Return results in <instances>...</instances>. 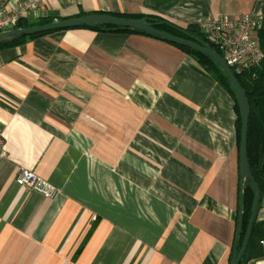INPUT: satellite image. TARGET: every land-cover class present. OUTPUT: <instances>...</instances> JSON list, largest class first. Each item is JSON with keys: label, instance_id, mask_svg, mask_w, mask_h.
I'll return each instance as SVG.
<instances>
[{"label": "crops", "instance_id": "crops-1", "mask_svg": "<svg viewBox=\"0 0 264 264\" xmlns=\"http://www.w3.org/2000/svg\"><path fill=\"white\" fill-rule=\"evenodd\" d=\"M89 13L261 26L264 0H42L23 18ZM233 106L195 60L147 36L79 28L0 50V264H227ZM21 168L56 196L19 188Z\"/></svg>", "mask_w": 264, "mask_h": 264}, {"label": "trees", "instance_id": "trees-1", "mask_svg": "<svg viewBox=\"0 0 264 264\" xmlns=\"http://www.w3.org/2000/svg\"><path fill=\"white\" fill-rule=\"evenodd\" d=\"M103 13H89L81 14L79 17H84L87 15H96ZM110 16L132 20V21H144L150 27L155 30L167 33L173 37L180 38L187 41L196 42L201 40L207 43L203 32L198 26L191 25L186 29L178 28L171 23L167 22L156 16H138V15H126V14H108ZM54 18H42L40 20H29L26 18H20L13 29L21 28H33L49 25L54 22ZM58 21H65V19H59ZM81 29H89L96 32L104 33H122V34H136L141 36H147L156 40L167 41L145 34L140 31L133 29L116 27L109 24H100L97 26H87L81 27ZM50 33L35 34L24 39H17L8 42H0V50L5 48H10L25 44L34 38L46 36ZM257 39L259 42L260 50L263 54L261 63L258 66L249 68L248 70L242 71L240 74H234L235 78L240 85L241 89L244 91L245 100L248 109V132H247V162L252 174V177L260 189V202L262 195L264 193V21L261 23L260 28L257 30ZM180 51L185 53L187 56L196 61V63L208 73L214 81L221 86L231 97L233 101V109L236 115L235 120V143L237 150H240V139L242 130V116L238 105V100L234 88L231 82L227 78L224 71L221 69L219 64L215 62L212 58L198 53L190 48L181 47L176 44L168 43ZM220 57L222 53L212 45H209ZM254 198V186L249 181L243 183V193L239 199L241 202V232L238 238H234L232 247L230 250V256L228 259V264H231L234 255L238 254L243 240L246 234L250 210ZM259 208V207H258ZM236 229H237V218H236ZM264 220L258 221L256 218L252 224V229L250 237L247 243L245 253L242 257L240 264H248L250 261L258 260L264 258ZM83 244L77 250L75 257L79 255Z\"/></svg>", "mask_w": 264, "mask_h": 264}, {"label": "built area", "instance_id": "built-area-1", "mask_svg": "<svg viewBox=\"0 0 264 264\" xmlns=\"http://www.w3.org/2000/svg\"><path fill=\"white\" fill-rule=\"evenodd\" d=\"M4 1L0 0V33L13 30L20 18L26 17L28 12L35 10L42 2V0H22L14 9L7 10ZM198 27L205 36L206 44L215 46L222 53L223 60L234 74H240L261 63L263 54L255 37L260 26L249 16L239 20L228 17L205 19L198 24ZM5 154L4 138L0 130V162ZM15 183L19 188L35 191L48 199L58 193L55 186L24 168L19 171Z\"/></svg>", "mask_w": 264, "mask_h": 264}, {"label": "water", "instance_id": "water-1", "mask_svg": "<svg viewBox=\"0 0 264 264\" xmlns=\"http://www.w3.org/2000/svg\"><path fill=\"white\" fill-rule=\"evenodd\" d=\"M100 24H109L116 27L133 29L136 31L143 32L145 34H149L151 36L161 38L169 43L176 44L181 47L190 48L198 53L204 54L210 58H212L215 62L219 64L221 69L226 74L227 78L231 82L232 87L235 90L236 97L238 100L239 109L242 116V130H241V140H240V150H239V183H240V196L243 193V183L245 181H249L254 186V199L250 211V218L247 226V231L243 240V244L238 252V254L234 255L233 261L231 264H240L242 257L245 253L247 243L250 237L252 224L255 219V214L258 210L260 204V189L255 183L248 162H247V132H248V109L245 100L244 91L241 89L238 84L234 74L231 69L225 63V61L206 43L201 40H197L196 43L183 40L180 38L173 37L167 33L158 31L150 27L144 21H132L126 19L116 18L110 15L96 14V15H88L81 18L65 20V21H54L53 23L40 27L33 28H21V29H13L0 33V42H8L17 39H24L31 35L35 34H44L58 30H67V29H75L80 27L87 26H97ZM238 227L236 237L238 238L241 232V202L239 200L238 204Z\"/></svg>", "mask_w": 264, "mask_h": 264}, {"label": "rangeland", "instance_id": "rangeland-1", "mask_svg": "<svg viewBox=\"0 0 264 264\" xmlns=\"http://www.w3.org/2000/svg\"><path fill=\"white\" fill-rule=\"evenodd\" d=\"M103 15H108V14H103ZM88 16V15H87ZM53 23V22H52ZM81 28V27H80ZM75 29H79V28H75ZM67 30H69V29H67ZM58 31H66V30H58ZM53 32H57V31H53ZM49 33H52V32H49ZM205 37V36H204ZM255 37H256V40H257V43H258V45H259V42H258V39H257V31H256V33H255ZM192 42V41H191ZM169 43V42H168ZM194 43H196V42H194ZM172 44V43H171ZM222 58V57H221ZM223 59V58H222ZM232 71V70H231ZM232 73H233V71H232ZM234 74V73H233ZM235 76V75H234ZM2 132V131H1ZM2 136H3V133H2ZM241 140V139H240ZM5 157H6V154H5ZM4 157V158H5ZM238 178H239V152H238ZM239 186H240V183H239ZM239 196H240V187H239ZM254 199V198H253ZM238 204H239V199H238V203H237V210H236V212H235V220H234V236H233V240H234V238H237L236 237V233H237V229H236V218H237V227H238V208H239V206H238ZM252 207V206H251ZM251 211V210H250ZM258 211V210H257ZM256 216H257V212H256V214H255V218H256ZM255 220V219H254ZM260 221V220H259ZM247 231V230H246ZM232 243H233V241H232ZM263 246V248H264V245H262ZM229 256H230V254H229ZM229 256H228V259H229ZM233 261V260H232ZM255 261V260H254ZM251 263L253 262V261H250ZM232 263V262H231ZM227 264H228V262H227Z\"/></svg>", "mask_w": 264, "mask_h": 264}]
</instances>
